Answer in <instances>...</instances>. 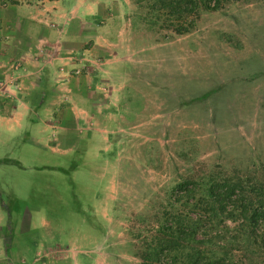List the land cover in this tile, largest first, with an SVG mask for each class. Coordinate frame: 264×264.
<instances>
[{"label":"rangeland","instance_id":"374dc122","mask_svg":"<svg viewBox=\"0 0 264 264\" xmlns=\"http://www.w3.org/2000/svg\"><path fill=\"white\" fill-rule=\"evenodd\" d=\"M96 1L123 34L119 42L111 31L113 58L129 64L107 78L110 88L122 87L119 97L112 96L104 133L119 156L103 153L109 162L96 181L94 203L97 192L102 197L95 215L89 210L97 207L88 193L92 168H70L69 175L20 169V220L31 218L35 243L55 247L38 245L45 249L43 264H142L165 217L178 212L191 223L207 216L195 203L205 204L200 199L211 177L238 179L247 191L264 185V0L222 1L217 9L199 8L180 19L156 16L154 0ZM184 19L191 27L178 33ZM65 159L69 167L76 162ZM11 169L0 173L15 184L18 173ZM50 185L63 192L61 204L49 198ZM205 219L197 237L207 232L211 239L203 249L213 256L233 251L239 264H264L259 251L241 249L236 222ZM254 235L264 236V223ZM24 257L31 264L34 253Z\"/></svg>","mask_w":264,"mask_h":264},{"label":"crops","instance_id":"0c3cea01","mask_svg":"<svg viewBox=\"0 0 264 264\" xmlns=\"http://www.w3.org/2000/svg\"><path fill=\"white\" fill-rule=\"evenodd\" d=\"M97 2L0 0V84L7 87L0 96V170L18 173L15 184L5 183L0 173V264H30L28 252L34 253L31 264H43L39 254L45 249L38 245H52L42 239L35 243L31 218L20 220V169L69 175L70 168H92L94 186L88 193L97 207L89 210L99 211L102 196L97 192L95 203L93 196L109 162L103 153L119 156L104 133L113 116L112 96L119 97L122 87L110 88L107 78L112 70L121 75L129 64L113 58L114 37L121 42L123 34L118 22L105 20ZM70 156L76 162L69 167L61 158ZM49 191V198L63 202L59 187L50 185Z\"/></svg>","mask_w":264,"mask_h":264},{"label":"trees","instance_id":"16d2710c","mask_svg":"<svg viewBox=\"0 0 264 264\" xmlns=\"http://www.w3.org/2000/svg\"><path fill=\"white\" fill-rule=\"evenodd\" d=\"M222 1L227 0H154L151 7L158 17L166 13L180 19L199 8L217 9ZM185 21L175 27L178 33L189 31L192 23L190 20ZM184 185L183 182L179 183L175 189L181 190ZM203 192L200 203L203 201L205 204L195 205L204 206L207 216L194 219L191 223H185L178 212L165 217L159 224L157 235L142 252V264H167L168 260L176 264H239L233 251L225 249L220 255L213 256L209 250L202 248L211 239L207 232L201 238L197 237L205 218L212 220V223L220 218L236 222L239 225L237 242L241 244L244 253L259 251L255 254L264 256V252H260L264 251V236L257 238L254 235L256 225L264 223V185L247 191L238 179L224 178L218 181L211 177Z\"/></svg>","mask_w":264,"mask_h":264},{"label":"built area","instance_id":"2783aa9c","mask_svg":"<svg viewBox=\"0 0 264 264\" xmlns=\"http://www.w3.org/2000/svg\"><path fill=\"white\" fill-rule=\"evenodd\" d=\"M39 1H42V0H39ZM5 94H7V87L5 85L0 84V96H3Z\"/></svg>","mask_w":264,"mask_h":264}]
</instances>
